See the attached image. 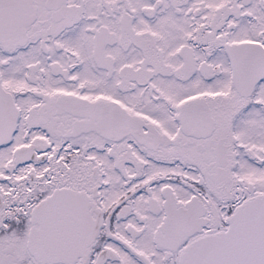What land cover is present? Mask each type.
Instances as JSON below:
<instances>
[{
  "label": "snow or ice",
  "instance_id": "6c2138e0",
  "mask_svg": "<svg viewBox=\"0 0 264 264\" xmlns=\"http://www.w3.org/2000/svg\"><path fill=\"white\" fill-rule=\"evenodd\" d=\"M0 264H264V0H0Z\"/></svg>",
  "mask_w": 264,
  "mask_h": 264
}]
</instances>
